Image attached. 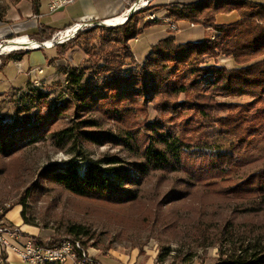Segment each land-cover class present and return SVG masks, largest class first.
I'll list each match as a JSON object with an SVG mask.
<instances>
[{"label":"rangeland","instance_id":"1","mask_svg":"<svg viewBox=\"0 0 264 264\" xmlns=\"http://www.w3.org/2000/svg\"><path fill=\"white\" fill-rule=\"evenodd\" d=\"M17 1L0 0V18L4 8L14 6ZM253 1L264 4V0ZM20 9L22 12L29 10L28 0L22 2ZM146 12L148 10L135 15L140 28L156 20L149 18ZM236 17L238 20V15ZM0 22L4 23L0 29L11 24L4 18ZM159 22L162 24V21ZM201 27L192 29L187 22H171L170 32L163 25L152 27L131 42L134 59H126L125 52L117 53L121 71L107 74L101 73V69L107 60H111L113 46H116L113 39L121 37L120 31H113L115 27L95 24L84 31L91 29L90 33L82 32L74 40L60 45L68 47L69 71L76 69L82 73L80 85L92 96L86 102L90 106L87 110L76 108V102L72 101V90L76 86L68 83L64 74L60 78H49L48 83L40 82L41 100L21 102L28 88L15 94L12 110L0 113L2 124L20 122L38 128L27 133L28 138L20 142V150L14 155L9 158L0 156V210L6 220L16 223L22 218L24 225L37 231L38 237L35 238L43 242L57 243L65 238L82 241L88 252L111 248L129 252L137 250L142 254L150 253L158 264H216L236 248L228 245L232 239L241 242L239 245L264 241L261 196L247 195L236 199L229 192L264 170V133L252 130L257 124L253 115L261 106H245L255 103L251 97H213L218 103L244 106L250 110H244L242 114L248 121L244 122L243 130L237 135H228L214 122L232 113L239 115L240 110L214 111L210 115L213 122L208 123L190 105L187 110L176 114L161 113L157 103L151 102V94L147 91L150 72H143V68L152 46L161 40L155 38L164 31L168 35L174 34L177 44L201 42L213 37V30L206 32ZM14 37L8 36L7 39ZM105 39L106 45L103 43ZM57 57V50L31 51L24 56L22 66L24 70L43 68L45 74L39 76L43 79L52 70L46 58ZM263 58L258 57L248 65ZM209 66L237 67L233 58L225 55L205 57L200 68ZM9 69L15 77L19 67L11 65ZM183 70L179 66L172 81L189 88V77ZM200 83L203 93L210 95L214 77L206 73ZM197 94V88H193L187 95H180L178 100H193ZM55 107L63 108L61 118L55 115ZM79 120L95 121L97 128L94 131L103 130L115 136H125L128 131L140 152L148 146L152 129L184 141L187 149L182 152L177 172H156L146 179L140 188L139 202L135 204L110 205L76 197L60 188L41 187L46 185L39 178L44 169L53 167L62 170L72 159L80 174L89 161H99L111 155L129 163L136 162L134 151L109 144L79 141L66 150H60L54 143V134L74 127ZM38 121H41V126H37ZM252 126L247 134L246 129ZM242 138L248 141V148L240 147L239 140ZM175 193H186V198L176 200L173 197ZM9 209L12 210L6 214ZM73 226L82 227L88 235L80 240L73 238L68 234V229ZM101 261L119 264L114 258L104 260L102 257Z\"/></svg>","mask_w":264,"mask_h":264},{"label":"trees","instance_id":"2","mask_svg":"<svg viewBox=\"0 0 264 264\" xmlns=\"http://www.w3.org/2000/svg\"><path fill=\"white\" fill-rule=\"evenodd\" d=\"M20 1V0H18ZM41 0H31L32 9L38 14ZM152 8V7H150ZM134 13L121 26L113 28V31H120L121 37L113 39L116 46H113L111 60L101 69V73L120 72L122 65L117 63V53L125 52L126 59H134L130 43L138 36L144 34L152 27L160 24L159 20L145 23L140 28L136 14L150 9ZM170 20L173 23L187 22L194 26H206L213 30V37L201 42L176 43L174 34L161 39L152 46L151 54L143 68V72H150L147 91L151 94V102L157 103V109L161 113L176 114L178 111L187 110L192 106L195 113L199 114L205 122H213L210 115L212 112H223L227 110H240V114L232 113L228 117L217 118L214 124L223 128L228 135H237L243 130L246 119L242 117L245 111H250L244 106L237 107L226 103H218L213 97H251L253 103L245 106L256 105L261 107L253 115L256 125L253 128L255 133H264V58L262 61L248 65L258 57H264V4L253 0H200L192 4H175L167 7ZM5 13V12H4ZM2 13V18L4 17ZM236 14L238 20L230 24H219L218 16ZM91 32V29L83 32ZM88 33V34H89ZM54 33H52L53 36ZM213 39V40H212ZM48 39H46L47 41ZM103 40L104 45H106ZM110 44V40L107 41ZM22 52V51H21ZM225 55L232 57L237 67L226 69L225 67L209 66L206 69L200 68L205 57H217ZM182 66L184 73L189 77L190 87L173 83L172 78L178 67ZM209 73L214 77L211 85L212 91L209 95L204 94L200 88V80L204 74ZM67 82L76 86L72 90V101L76 102V108L87 110L90 105L87 100L92 96L86 89L81 87L82 73L76 69L67 73ZM197 88L198 94L193 100L179 101L182 94L187 95L190 90ZM40 87H29L22 101L33 102L41 100ZM212 96V97H211ZM210 101V102H209ZM255 105V106H254ZM241 108V109H239ZM63 109V108H62ZM54 108L57 117L61 116V110ZM26 123L14 122L2 124L0 121V156L11 157L20 150V142L25 141L28 132H34L33 128ZM212 124V123H211ZM29 126V127H28ZM37 126H41L38 121ZM97 123L90 120L76 121L75 126L59 130L54 134V143L60 150H66L68 146L76 145L79 141L97 145L109 144L115 147L128 148L136 153V162H126L117 155L105 157L99 161H89L82 174L75 165V160H70L60 170L57 168L44 169L39 178L45 182L46 187L60 188L71 195L79 198L96 200L110 205H128L139 202L141 196L140 188L146 179L156 172L174 173L180 166L182 152L187 149L184 141L165 135L158 129H152V136L148 146L140 152L139 147L134 143V137L126 131L125 136H115L110 132L98 130ZM241 148H248L246 138L239 140ZM40 187V188H41ZM44 188V187H43ZM236 199H242L247 195L261 196V205L264 206V170L250 176L237 188L230 190ZM176 200H184L186 193H178L173 196ZM12 209L6 211L9 212ZM68 234L80 240L88 233L80 226H73L68 229ZM263 239L252 244L239 245L241 242H228L236 248L225 254L216 264H264V241ZM237 245V246H236Z\"/></svg>","mask_w":264,"mask_h":264},{"label":"crops","instance_id":"3","mask_svg":"<svg viewBox=\"0 0 264 264\" xmlns=\"http://www.w3.org/2000/svg\"><path fill=\"white\" fill-rule=\"evenodd\" d=\"M23 1L24 0L17 1L14 3V6L7 5L6 8H4L5 17L3 18L6 21L11 22V24L0 29V37H8L11 34V31L8 28L14 27V30L18 35L28 36L30 40L42 43L46 41V39H51L52 33L62 31L78 22L99 23L123 17V14L138 0H75L74 3L53 13L49 11L48 1L41 0L38 14L33 12L31 0H28L29 10L27 12H22L20 6ZM198 1L200 0H150L148 7L152 8L146 13L149 14V18H156L159 21H162L161 25L166 26L169 31L170 23L172 21L169 18L167 7L175 4H192L197 3ZM236 18L235 14L221 15L217 18V22L224 25L230 24L237 21ZM190 27L196 29L201 26L190 25ZM201 28L206 32H210V29H205L204 27ZM179 31L180 29L178 28L177 32ZM167 36L168 33L164 31L155 39H163ZM177 42L179 43V41ZM43 49L57 50L58 57L50 60L49 58H46V61L50 66L49 69L52 70L48 72L45 78L40 79V81H47L46 83H48L49 78L54 79L56 77L60 78L64 74L67 75L69 71V65L67 63L69 54L68 47L56 46L52 49L41 48L35 51ZM30 52L31 51H23L9 56L0 57V113L12 110V101L15 99V94L17 92L22 93L26 91L30 86L31 76L29 71L33 68L30 67L27 70H24V67L22 66L24 56ZM150 54L151 51L149 52V55ZM11 65H17L19 67L15 77L10 74L9 67ZM60 72L63 74H60ZM44 74L45 72L41 75ZM39 76L40 75H38V77ZM6 221L12 225H18L19 229L22 230L23 237L20 241L21 244L25 243L29 238L38 237L37 231L32 227L24 225L22 218L16 223H11L8 220ZM89 253L95 256L99 263H102L101 258L103 257L104 260L107 258H114L119 264H158L156 258L154 256L152 257L150 253L142 254L137 250L129 252L124 249L111 248L108 251L90 250ZM0 264L26 263H23L14 253L10 251L5 252L0 248ZM102 264L105 263L103 262Z\"/></svg>","mask_w":264,"mask_h":264},{"label":"built area","instance_id":"4","mask_svg":"<svg viewBox=\"0 0 264 264\" xmlns=\"http://www.w3.org/2000/svg\"><path fill=\"white\" fill-rule=\"evenodd\" d=\"M49 11L51 13L74 3L75 0H47ZM150 0H138L131 8L123 14L128 20L129 15H132L133 10L136 8H147ZM111 19L109 21H113ZM109 21L99 23H86L78 22L70 27L58 31L53 34L50 41L51 46L47 47L44 42L43 48L52 49L56 46L64 45L74 40L80 33L84 32V28H88V24H100V27H110L107 23ZM0 25L4 23L0 22ZM175 29V27H172ZM11 31V36L14 38L7 39V37H0V46L14 41L18 36L14 27L8 28ZM9 35V36H10ZM29 39L28 36H26ZM33 41V40H31ZM40 44V45H41ZM40 47V46H39ZM38 47V48H39ZM37 48H28L18 51H5L0 50V57L9 56L20 51H33ZM44 73L43 68H37L30 72L32 87H40L41 81L38 75ZM23 237L22 231L16 225L9 224L6 221L5 215L0 210V248L5 252H12L26 264H100L85 248L82 241H69L67 238L57 242L49 243L40 241L37 238H29L25 243L21 244L20 241Z\"/></svg>","mask_w":264,"mask_h":264},{"label":"bare ground","instance_id":"5","mask_svg":"<svg viewBox=\"0 0 264 264\" xmlns=\"http://www.w3.org/2000/svg\"><path fill=\"white\" fill-rule=\"evenodd\" d=\"M143 8H136L135 10H133L132 14L137 13L139 11H141ZM127 21V18L125 16L120 17L117 19H115V21L113 20L112 23H110L111 21H109L107 24L108 25H112L110 27H117L120 26L122 24H124ZM93 25H88V28H84V31L89 29L90 27H92ZM51 41L45 42V45L47 47L51 46ZM40 46V43H36L34 41H31L30 39H27V37H22V38H18L15 39L14 41H11L9 43H7L6 45H2L0 46V50H5V51H18V50H25L28 48H38ZM69 241H74L72 239H68Z\"/></svg>","mask_w":264,"mask_h":264},{"label":"water","instance_id":"6","mask_svg":"<svg viewBox=\"0 0 264 264\" xmlns=\"http://www.w3.org/2000/svg\"><path fill=\"white\" fill-rule=\"evenodd\" d=\"M130 16H131V14L129 15L128 19L130 18ZM43 47H44V45H43V44H41V45H40V47H39V48H37V49H35V50H39V49H41V48H43ZM35 50H33V51H35Z\"/></svg>","mask_w":264,"mask_h":264}]
</instances>
